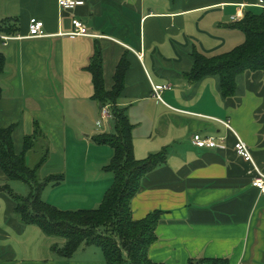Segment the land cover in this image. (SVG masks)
I'll use <instances>...</instances> for the list:
<instances>
[{
  "label": "crops",
  "instance_id": "obj_1",
  "mask_svg": "<svg viewBox=\"0 0 264 264\" xmlns=\"http://www.w3.org/2000/svg\"><path fill=\"white\" fill-rule=\"evenodd\" d=\"M82 1L65 11L57 0H0V21L15 19L18 28L15 34L0 33L10 38H0L5 59L0 128L15 126L13 149L19 155L24 138L36 127L43 140L26 154L27 165H36L35 154L38 161L43 147L47 159L38 169L39 179L63 176L42 191L41 199L52 188L46 203L55 206V199L61 209H93L112 184L113 175L103 170L112 150L92 142L93 136L113 133L112 119L102 121L93 100L88 70L100 52L106 92L112 90L121 60L127 63L118 106L132 125L134 158L167 152L165 164L143 178L131 201L133 220L163 212L148 258L162 264L201 258L264 264V194L252 187L251 166L234 151L235 133L264 171V76L239 74L235 95L228 99L221 96L218 76L198 82L185 77L194 52L213 57L243 44L245 37L235 23L246 12L263 9L260 0ZM31 19L43 23L44 37L28 36ZM73 19L98 37L68 35ZM153 87H167L162 102ZM221 121H228L233 132ZM196 134L215 138L217 148L193 146ZM15 182L0 169V188L8 185L23 196ZM64 195L80 199L63 201ZM15 207L0 191V264H105L94 246L60 258L52 247H61L63 239L56 244L36 226L22 224Z\"/></svg>",
  "mask_w": 264,
  "mask_h": 264
},
{
  "label": "trees",
  "instance_id": "obj_2",
  "mask_svg": "<svg viewBox=\"0 0 264 264\" xmlns=\"http://www.w3.org/2000/svg\"><path fill=\"white\" fill-rule=\"evenodd\" d=\"M245 41L233 50L213 57H206L194 52L193 67L185 77L191 82H198L207 76H218L223 99L235 95V78L245 72H261L264 76V9L259 13L246 12L235 23ZM17 21H0V33L8 35L17 32ZM5 59L0 54V75L3 73ZM94 89L93 100L100 108L109 106L113 123V133L92 137L98 146H108L112 150L109 163L103 168L113 175L111 186L104 193L96 209L63 211L44 202L42 191L48 185H57L61 175H51L39 179L38 169L47 159V149H41L34 167L26 163V154L41 146L43 134L36 129L26 136L23 151L16 155L13 149L11 125L0 128V169L8 181L22 182L29 187V193L23 197L15 195L8 185L0 188L16 203L15 216L24 225H33L49 237L64 240L61 247L52 250L62 259H70L82 247L94 246L100 249L105 264H162L148 258V250L157 241L155 234L162 211H152L140 220L131 217V201L141 188L143 178L165 164V150L151 154L143 160L133 155L132 125L125 114V109L118 106V99L124 88V76L127 63L124 59L117 66L114 85L110 92L103 86L100 52L92 58L89 66ZM1 97V89H0ZM187 264H229L227 259H189Z\"/></svg>",
  "mask_w": 264,
  "mask_h": 264
},
{
  "label": "built area",
  "instance_id": "obj_3",
  "mask_svg": "<svg viewBox=\"0 0 264 264\" xmlns=\"http://www.w3.org/2000/svg\"><path fill=\"white\" fill-rule=\"evenodd\" d=\"M84 2L82 0H57V5L61 10L65 11H71L74 8L78 6H82ZM258 6L264 9V3L262 0L259 1ZM235 20V18H233ZM72 25V31L68 33L70 36L74 37H93L96 38L98 36L93 35L89 32L88 28L78 19H73L71 21ZM28 36L30 38H39L44 37L43 33V23L41 21H38L36 19H31L29 21V33ZM1 40L4 42L10 40L9 37H0ZM167 87L159 88V87H153V93L155 97L162 102L161 99V92L163 90H166ZM101 120L106 121L108 119H111V113L109 111V107L104 106L101 108ZM221 124H223L227 129L231 130V127L228 123V121L224 122L221 121ZM234 136L236 138L235 145H234V151L237 156H239L241 159H243L245 162L249 163L252 169L253 173V179L251 181V185L253 188L257 189L261 194H264V171H262L253 161L250 150L245 142H243L235 133ZM219 144L223 142V138L218 139ZM192 145L204 149H215L217 148L218 144L216 142L215 138H203L200 135L196 134L192 138Z\"/></svg>",
  "mask_w": 264,
  "mask_h": 264
},
{
  "label": "rangeland",
  "instance_id": "obj_4",
  "mask_svg": "<svg viewBox=\"0 0 264 264\" xmlns=\"http://www.w3.org/2000/svg\"><path fill=\"white\" fill-rule=\"evenodd\" d=\"M256 13L257 12H260L261 10H259V9H256V10H254ZM107 107H109V106H107ZM110 109V108H109ZM101 129H99V131H100ZM38 148V147H37ZM106 149H109V148H106ZM36 151V150H35ZM36 153V152H35ZM38 155V154H37ZM37 155L35 154V162H37ZM33 156V155H32ZM32 156L30 157V160H32L33 161V159H32ZM34 162V161H33ZM14 185H17L20 189H21V194H23V196H25V195H27L28 193H29V187L26 185V184H24V183H22V182H15V184ZM64 185V184H63ZM51 189L52 188H48V190H46V192H45V196L43 197V201L44 202H48V198H47V194L48 193H50V191H51ZM49 195V194H48ZM47 198V199H46ZM63 198V199H62ZM74 198H76V197H73V198H69V196H67V195H64L63 197H61V199L63 200V201H66V200H68V199H74ZM50 199V198H49ZM76 199H80V198H76ZM54 200V202H56L55 203V206L54 207H56V208H58L59 210H65V211H76V210H82V209H77V207H67L66 209H61V208H64L58 201H56L55 199H53ZM53 206V205H52ZM96 208H98V207H94L93 209H96ZM85 210H90V209H85ZM49 239V238H48ZM53 239L55 240V242L54 243H56V244H59V242L62 240V238H60V237H53ZM50 241H52L51 240V238H50ZM63 242H64V240H62ZM91 249H93V251H96V253L98 252V253H100L101 254V251H100V249L99 248H96V247H93V248H91ZM49 250V249H48ZM48 250L47 251H45L44 252V254H48L47 252H48ZM53 253H54V251H52ZM49 253H50V251H49ZM81 253V252H80Z\"/></svg>",
  "mask_w": 264,
  "mask_h": 264
}]
</instances>
